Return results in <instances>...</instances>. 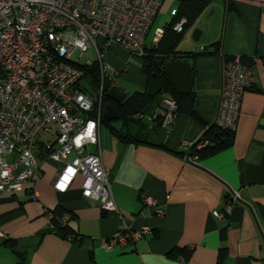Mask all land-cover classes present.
I'll use <instances>...</instances> for the list:
<instances>
[{"label":"crops","instance_id":"crops-1","mask_svg":"<svg viewBox=\"0 0 264 264\" xmlns=\"http://www.w3.org/2000/svg\"><path fill=\"white\" fill-rule=\"evenodd\" d=\"M161 1L157 15L161 10L167 13L165 27L180 0ZM197 21L199 40L187 30L177 46L179 51L196 53L203 47L209 52L188 60L196 117L181 111L170 125L151 124L149 117L169 94L143 73L141 60L140 66L128 68L122 59L129 58L127 50L118 45L105 50L104 62L132 84L118 87L115 76L112 82L106 80V94L117 100L134 91L150 96L142 112L126 122L137 143L124 142L110 131L109 126L121 127L117 120L105 119L107 123L99 126L103 168L115 208L104 209L84 197L81 175L66 192H57L53 182L61 164L43 160L40 178L26 182L21 190L0 194V264H264V5L214 0ZM234 55L252 68L254 84L241 94L232 144L199 158L197 164L187 163L179 153L214 122L221 70ZM233 191L238 199L229 212L214 217L212 211H220ZM143 193L164 204V215H155L143 204ZM57 206L75 214L69 221L75 237L45 232L51 227L49 213ZM144 225L150 226V233L134 242L111 249L101 245L117 230ZM220 247L225 252L218 263ZM174 248L190 251L189 259L170 256Z\"/></svg>","mask_w":264,"mask_h":264},{"label":"built area","instance_id":"built-area-1","mask_svg":"<svg viewBox=\"0 0 264 264\" xmlns=\"http://www.w3.org/2000/svg\"><path fill=\"white\" fill-rule=\"evenodd\" d=\"M264 5V0H254ZM161 0H0V194L16 192L42 176L40 162L60 163L53 187L66 192L78 175L81 192L113 209L110 184L105 174L99 141L104 80L113 81L116 71L103 60L105 50L118 45L131 54L142 56L144 42L155 21ZM185 18L172 29L183 31ZM164 34L156 27L152 45ZM93 48L97 56L100 87L86 78L93 96L82 85L86 71L72 59L75 51ZM203 50V47H199ZM91 63H85L89 66ZM254 84L250 66L239 56L228 57L221 70V88L214 123L222 130L234 131L241 94ZM175 100L167 98L149 117L154 126L170 125L177 113ZM206 144L202 141L197 145ZM183 159L197 164L198 155ZM42 157L36 155L40 152ZM34 191V198L37 197ZM238 193L229 192L223 208L212 215L227 214ZM141 201L157 216L165 213L163 203L148 194ZM144 225L123 228L102 240L105 249L134 242L150 233ZM179 259H183L179 255Z\"/></svg>","mask_w":264,"mask_h":264},{"label":"trees","instance_id":"trees-1","mask_svg":"<svg viewBox=\"0 0 264 264\" xmlns=\"http://www.w3.org/2000/svg\"><path fill=\"white\" fill-rule=\"evenodd\" d=\"M214 0H180L176 9L172 13L170 21L164 28V34L156 46L144 47V53L140 56L142 61L141 69L143 73L148 77V79L157 80L160 84L161 91L169 94L170 99H173L177 103V113L184 111L188 114L196 117L193 110V91L189 94H180L172 85L170 78L166 75L164 71V65L169 60H190L195 58L200 54H208L206 50H199V52L191 51H179L177 46L181 39L184 37L186 31L193 26L201 12ZM181 18H185L186 22L183 25L182 32H176L172 29V26L178 22ZM218 42L212 44L217 45ZM212 53V52H211ZM230 57V56H229ZM240 58V57H239ZM86 71V78H90L95 86V88L100 87V74L98 71L97 62H91L89 66L81 64ZM107 81L104 80V90L102 93V105L108 103L117 112L119 119L117 121L121 122V126L124 128V135L121 136L117 127L109 126L110 131L119 137L124 142H134L137 140L133 138L127 131L126 122L131 116L139 115L143 108L148 103L150 96L146 92L134 91L130 93L123 100H117L105 92V85ZM83 85V82H82ZM101 122L107 123V121L102 118ZM206 141L201 147H197L199 143ZM233 141V131L222 130L217 127L215 123L208 124L204 127L199 139L190 146L188 154L198 155V158H205L217 151L229 147ZM40 152L36 153L37 156L42 157ZM183 157V152L179 153ZM49 221L51 227H48L45 232H55L61 237H68L70 235L75 237L73 230L69 225V221L75 218V214L69 212L68 210L57 206L49 213ZM67 217V219H65ZM44 232V233H45ZM42 237V236H40ZM39 237V238H40ZM225 252L224 247L218 249V260L219 263ZM170 256L176 257L182 255L184 260H188L190 257V251H185L180 248H174L169 252ZM17 264H21L19 261Z\"/></svg>","mask_w":264,"mask_h":264},{"label":"water","instance_id":"water-1","mask_svg":"<svg viewBox=\"0 0 264 264\" xmlns=\"http://www.w3.org/2000/svg\"><path fill=\"white\" fill-rule=\"evenodd\" d=\"M194 41L199 40V30L192 33ZM164 71L170 78L172 85L180 94H189L192 90L191 68L187 60H169L164 65ZM102 116L108 121L118 120L119 116L115 109L108 103L102 105ZM118 131L123 136L124 128L121 126Z\"/></svg>","mask_w":264,"mask_h":264},{"label":"rangeland","instance_id":"rangeland-1","mask_svg":"<svg viewBox=\"0 0 264 264\" xmlns=\"http://www.w3.org/2000/svg\"><path fill=\"white\" fill-rule=\"evenodd\" d=\"M166 16H167V13L165 11H163V10H161L160 13L157 15L154 23L152 24V27H151L148 35L146 37V40H145L146 46L151 47V40H152V37H153V34H154V29L157 26L158 27H163L165 25L164 21L166 20ZM170 17L171 16H168L167 21L170 19ZM198 26H199V21L195 22L193 24V26H191L188 29V33H189L190 37H191V35H192V33H193V31L195 29H199ZM186 33H185V35H186ZM181 47L182 46H180L179 48L181 49ZM126 54L129 56V58L123 57L122 59L127 64L128 68H133L134 66H137V65L140 66V64L137 63L139 60H141L140 56L135 55V54H131V53H128V52ZM72 59L74 61H78L79 64H85V63H91V62L96 61L97 60V56H96V53H95L94 49L91 47L86 52H83V53H80L79 51H75L74 54L72 55ZM109 81H107V82H109ZM127 81L128 80L121 73L120 76H116L115 81L113 82V84H115L118 87H123V88L131 86L132 85L131 82H127ZM82 82H83L84 85L87 86L86 87V91L92 97L93 94L90 93V91H91L90 90L91 89L90 85L88 84V82L86 80H83ZM102 127L104 128L105 126H102ZM105 128H107V127H105Z\"/></svg>","mask_w":264,"mask_h":264}]
</instances>
